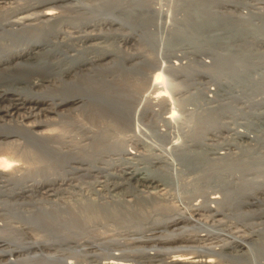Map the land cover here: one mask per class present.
I'll use <instances>...</instances> for the list:
<instances>
[{
	"label": "bare ground",
	"instance_id": "6f19581e",
	"mask_svg": "<svg viewBox=\"0 0 264 264\" xmlns=\"http://www.w3.org/2000/svg\"><path fill=\"white\" fill-rule=\"evenodd\" d=\"M135 2L110 0L106 8L95 14L90 13L91 9L82 0H0V264H24L27 257L20 261L18 256L32 250L39 251L38 258H48L43 249L71 247L68 245L71 243L88 249L93 258L97 253L94 251L103 247L111 261L103 259L102 264H131L135 258L138 262L161 264H248L245 260H252L255 253L264 257V242H259L264 239V0H191L182 12L187 18L186 24L181 20L185 34L184 29L168 25L170 22L163 20L162 12L151 4L144 2L145 5L137 6V3L133 7ZM144 26L153 28L149 35L141 31ZM125 29L131 32H124ZM204 31L208 38H204L205 46L200 52L205 51L210 61L206 64L204 60L206 66L201 68L208 71L209 79L202 82L206 75L196 76L191 86L184 89L185 92L194 89L190 97L183 98L185 107L178 105L179 102L173 104L191 110L192 122H188L194 125L189 127L186 123L188 130L180 127L176 130L171 113L159 117L171 123L170 131H163L164 126L156 122L145 125L141 118L148 109L137 108L134 98L138 89L150 82L147 68L153 64L152 58L149 59L152 54L148 53L147 57L142 52L144 47L132 54L127 51L128 54L126 47L146 43L158 53L165 36L171 32L197 39ZM252 58H257L254 61L259 62L258 68L252 66ZM127 62L131 63L126 65ZM208 80L210 84L205 92H197L198 86ZM73 113L87 119V126L77 123L84 135L82 140L90 142L87 151V145L83 149L72 141L67 143L68 140L63 144L71 149L61 151L55 144L65 142V136L52 134V129H48L56 122L54 117H70ZM185 116L179 118L185 122L190 117ZM112 125L136 134L118 137L122 144L118 141L115 147L108 144L113 147L111 150L98 146ZM137 130L142 132L139 134ZM53 156L61 157L66 175L43 178V170L36 172L42 168L33 164ZM94 173V182L89 184L103 203L93 196L94 199L78 205L82 207L80 213L65 207L64 219H60L61 215L56 214L60 211L55 209V212L53 207L45 211L48 202L45 210L36 208L35 215L24 216L18 210L17 215L21 214L23 222L29 224L25 231L20 229L22 239L28 240L14 243L15 238L10 236L13 230L5 225V215L11 214L14 205H24L25 197L37 198L41 194L54 202L56 199L53 201L52 197L63 186L73 183V176ZM125 185L127 190L123 189ZM114 190L117 191L111 194ZM181 198L186 204L181 206V212L180 209L177 213L167 212V219L165 216L161 219L166 214L162 211L161 218L148 219L153 209H169L174 207L169 200L178 202ZM240 207L248 210L241 211ZM21 211L24 212L23 208ZM116 217L130 224L136 219L138 228V221L147 217L140 223L139 238L130 236V243L125 241L133 250L127 248V243L112 246L113 240L100 237L98 242L81 241L69 233L75 227L84 228L92 219ZM207 220L212 223L209 225ZM30 224L49 233L50 239L36 240L37 236L31 239ZM226 238L230 239L227 242L230 246H225ZM223 245L230 251L221 248ZM133 251L136 253L130 254ZM185 251L191 255H184ZM175 252L179 254L169 255Z\"/></svg>",
	"mask_w": 264,
	"mask_h": 264
},
{
	"label": "rangeland",
	"instance_id": "374dc122",
	"mask_svg": "<svg viewBox=\"0 0 264 264\" xmlns=\"http://www.w3.org/2000/svg\"><path fill=\"white\" fill-rule=\"evenodd\" d=\"M83 1V3L84 4H86L90 9H91V12L90 13H95L96 14V11L97 10H103L104 8H106V6L108 5V3H109V1L110 0H82ZM141 0H137L136 2L133 0V2H135V4L133 5L132 4V6L133 7H135L136 6V4H137V6H143V5H145V3H149V4H151L154 8H155V10L156 11H158V12H162V17L164 18L163 20L164 21H167V23L168 22H170V23H168V25H170L173 29L174 28H176V27H180L181 29H184L183 27V23L184 24H186L185 23V20H187V18H185V15H183L182 16V12H183V10H184V8L189 4V2L191 1V0H142V3L140 2ZM140 2V3H139ZM145 2V3H144ZM144 3V4H143ZM206 3H208V1H206ZM203 5V4H202ZM93 10H95V12L93 11ZM90 13L88 14V15H90ZM97 14L99 15V13L97 12ZM87 15V16H88ZM168 16H170L169 18H168ZM176 18V19H175ZM181 18V19H180ZM173 19V20H172ZM179 19V20H178ZM172 22H171V21ZM181 20H182V22H181ZM184 20V21H183ZM174 21V22H173ZM177 21V22H176ZM180 22V23H179ZM186 22H188V21H186ZM176 23H179V25L178 24H176ZM134 26L136 25V24H133ZM183 26V27H182ZM137 27H139V26H137ZM145 28H143V27H141V31H143V33L144 32H146V34H148L149 32H152V31H149V30H152L153 28L152 27H146V26H144ZM146 28H148V29H146ZM184 31H185V29L183 30V33H184ZM124 32H131V30L130 29H125L124 30ZM154 32V31H153ZM185 33H186V31H185ZM184 33V34H185ZM150 34V33H149ZM148 34V35H149ZM182 34V33H181ZM145 38L147 37V35L145 36V34L143 35ZM208 35H206V32L204 31V34L203 35H201L199 38H197V39H189V38H187L186 36H183V35H177V32H175V33H173V32H171V33H169L168 35H166L165 36V42H164V44H162L161 45V47L162 48H160V51L161 52H158L157 53V51L153 48H151V47H149V45L148 44H144V46H143V44H140V45H133V46H128V47H126V53H128L129 54V52H130V54H132L133 52L135 53V51H137V50H140V51H142V49H143V47H144V49H143V51L142 52H144V54L145 53H147V54H145V55H147V57L150 55V54H152V55H150V58L149 59H151L150 61H153V64H151V65H149V67L147 68L148 70H147V72L149 71V73H150V82H149V84H147V85H144V86H142L141 87V89H138V93L136 92L135 94V98H134V100H135V103H134V105H136L137 106V108H142V106H144V107H147V112H146V114L144 115V116H142V118H141V120H142V122L146 125V124H148V123H157V125H159V126H161V127H163L164 126V128H162V130L164 131V130H166L167 129V131L169 130H172L171 129V127L170 126H168L169 124H171V123H173L172 125H175L174 127L176 128V130L180 127V128H183V130H184V128H185V130H188V124L190 125L189 127H192L194 124L193 123H190V122H192V119H191V121H190V118H191V116H192V114H190L189 112L191 111H187V110H185V108H183V109H181V106L183 107L184 105H183V102L182 101H184V97H185V99L186 98H188V97H190V95H189V93H192V92H194V89H191V90H189L188 92H185L184 91V89L185 88H187V87H190L191 86V84L193 83L192 82V80L196 77V76H198V75H201V76H207V78H206V76L204 77V78H201V80H202V82L203 81H205V80H207V79H209V77H208V71L205 69V70H202V68L204 69V67L206 66V65H204L202 62L205 60V63L207 64V63H209V61H210V59L206 56V54L204 53V52H200V50L202 49V48H204V43H205V39H207L208 37H207ZM144 38V39H145ZM205 38V39H204ZM147 45V46H146ZM136 47V48H135ZM147 47H148V50H147ZM137 48H139V49H137ZM150 49V50H149ZM153 50V51H152ZM127 51H129V52H127ZM156 51V52H155ZM154 54H153V53ZM200 52V53H199ZM148 53H150V54H148ZM178 54L179 55V57H180V59H178L177 58V56L175 57V54ZM221 53V52H220ZM152 56H154V57H152ZM157 57V58H156ZM257 60V58H252V66H254L255 68H258L259 66V62L258 61H254V60ZM155 62V63H154ZM131 62H127V64L126 65H128V64H130ZM250 63V62H249ZM250 63V64H251ZM258 63V64H257ZM254 64V65H253ZM153 65V66H152ZM235 64H233V66H234ZM200 67V69H197V68H199ZM233 66H231V67H233ZM176 67V68H175ZM202 67V68H201ZM234 67H236V66H234ZM262 69H264V68H262ZM261 69V70H262ZM234 70V69H233ZM115 75V74H114ZM157 76H158V78H157ZM109 78H111V76H109ZM112 78H114V77H112ZM157 79V80H156ZM121 80V78L118 80V81H120ZM158 81V83L156 82V81ZM115 81H117V80H115ZM155 81V83H153ZM210 81L208 80L205 84H202L201 86H198V88H199V90H197V92H205V88L207 87V86H209V83ZM157 83V84H156ZM121 84V83H120ZM151 84V85H150ZM153 84V85H152ZM155 84L157 85V86H155ZM185 85V87H183ZM152 86H155V87H152ZM158 87V88H157ZM173 87V88H172ZM180 88H182L181 90H180ZM173 89H175V90H173ZM181 91V92H179V93H177V92H175V91ZM160 91V94L158 93L157 95H155L157 92H159ZM172 92V93H171ZM174 92H175V94H174ZM162 94V95H161ZM143 96V97H141V96ZM157 96V97H156ZM158 96H159V98L161 99H158ZM155 97V98H154ZM172 97V98H171ZM157 99V100H156ZM171 99V100H170ZM133 100V101H134ZM164 100V101H163ZM176 100V101H175ZM177 102H179L178 103V105H181V106H178V105H174V106H176V107H174L173 106V104H176ZM167 103H169V104H167ZM166 104V105H165ZM3 105V104H2ZM172 105V106H171ZM172 107V108H171ZM185 107V106H184ZM180 108V109H179ZM188 108L189 109H191L192 108V106L190 105H188ZM179 110H183L182 111V113H181V111L180 112H178ZM140 111V110H139ZM139 111H138V113H139ZM184 112V113H183ZM169 113H171V114H169ZM176 113H177V115L179 114V113H181L183 116H185V113H187L186 114V116H190L189 118H188V120H184L185 122H183V119H180V118H182L183 116L182 115H176ZM168 114L169 115H171V117H172V119H171V123H166L163 119L161 120V118H163L164 116H168ZM173 114V115H172ZM76 115V116H75ZM159 115V116H158ZM174 115H176V116H174ZM68 116H70V117H67V115L66 116H64V118H62V117H54L55 118V123L53 124V125H51L50 127H48V129H52L51 130V133L53 134H56V132H57V134H60V135H64L65 137H64V141L65 142H62L61 144L60 143H57L56 142V144H55V146L56 147H58V148H60L61 149V151H63L64 150V152H65V150L66 149H71V147L70 146H64V144L66 145L67 143H69V141H72V142H74V143H76V145L77 146H80L81 148H83V149H86L85 151H87L89 148H90V145H87V144H89L90 142H88V140H82L83 139V137H84V135L82 134V131L77 127V123H78V126H79V122L82 124V125H84V124H86V126H87V119H86V117L85 116H83L82 114H80V113H73L72 114V116L71 115H68ZM74 116V117H73ZM79 118H78V117ZM186 116H185V118H186ZM72 117V118H71ZM137 117H139L140 118V115H138ZM156 117H158V118H156ZM159 117H161V118H159ZM174 117V118H173ZM193 117V116H192ZM181 120L180 122H179V120ZM76 119V120H75ZM82 119L83 120H85V121H83V123H82ZM107 119V118H106ZM160 119V120H159ZM78 120V121H77ZM177 120V121H176ZM69 121H71V122H69ZM174 121L175 122H177V123H174ZM188 121H190V122H188ZM73 122V123H72ZM85 122V123H84ZM162 122H163V124H162ZM166 124V126L168 127H166L165 126V124ZM185 123V124H184ZM186 123H188L187 125H186ZM180 124V126H178ZM182 124V125H181ZM184 124V125H183ZM193 124V125H192ZM85 126V125H84ZM185 126H187V127H185ZM74 127V128H73ZM65 128V129H64ZM118 128V129H117ZM122 129V130H121ZM78 130H80V131H78ZM127 131V132H126ZM76 132V133H75ZM137 132L140 134L142 131H140V130H137ZM75 133V134H74ZM131 134V133H134V134H136L135 132H132V131H128L127 129L125 130L124 128H120L118 125H116L115 127L112 125V128H111V131L107 134V137L106 138H103V139H105L104 141L102 140V142L101 143H99L98 144V146H102V147H105V146H107V150H111V148H113L112 146L114 145V147H115V145H117V141H118V137H124V135L126 134ZM118 134V135H117ZM122 134V135H121ZM108 139H109V141H108ZM66 140H68V142L66 141ZM116 141V142H114V141ZM111 141H112V143H111ZM67 142V143H66ZM78 142V143H77ZM64 143V144H63ZM80 143V144H79ZM103 143V144H102ZM105 143H107L106 145H104ZM114 143H116V144H114ZM118 143L119 144H122L120 141H118ZM59 144V145H58ZM70 144V143H69ZM102 144V145H101ZM108 144H111L112 146H108ZM87 145V146H86ZM64 148H62V147ZM84 146H86V148L84 147ZM163 146V145H162ZM165 146V145H164ZM56 158H54V156L52 157V159H51V157L49 158V157H47L48 159H41L39 162L37 161L36 163H38V164H33L34 165V167H41L42 169H40V170H37L36 172H41L42 170V174H43V178L45 177V178H47V177H60L59 175H61V176H63V174H64V171L66 170V168H65V166H63L65 163L60 159L61 157H57V156H55ZM58 158V160H56ZM50 159V160H49ZM43 164H42V163ZM46 162V163H45ZM48 162V163H47ZM50 163V164H49ZM40 164H42V165H40ZM49 167V168H47V166ZM49 164V165H48ZM57 164V165H56ZM25 165H28V164H25ZM45 165V166H44ZM29 166H32L30 163H29ZM53 166V167H52ZM58 166V167H57ZM64 167V169H63V167ZM33 167V166H32ZM55 169V170H53V169ZM48 169V170H47ZM60 169V170H59ZM54 171V172H53ZM173 170H171V172H172ZM41 173H39V174H41ZM60 173V174H59ZM47 174V175H46ZM49 174H50V176H49ZM57 175V176H56ZM64 175H66V174H64ZM94 175H95V173L94 174H92V175H83V176H80V177H78V176H73V178H74V181L72 180V182L73 183H71L69 186L68 185H66V186H63L62 188H61V192H60V190L58 191V195H56L55 197H52V199H53V201H54V199H56L54 202H51V201H47L49 198L48 197H46V195L45 194H41V196L40 195H38L37 196V198L36 197H29L30 198V200H28L29 198L28 197H25L24 198V202H26L24 205H21V206H18L17 207V204L16 205H14L15 207H13L14 209H13V211L11 210V214H7V215H5L6 216V219H5V225L6 226H8L7 228L8 229H10V230H13V231H10V233H11V237H12V239H14L15 240V242L14 243H17V241L18 240H23V241H25L26 239L28 240V238H25V239H22L23 237H24V235H23V233L21 232V230H24V228L26 227V225H29V224H27L26 223V221H24L23 222V216L22 215H24V216H26V215H35V214H37V209L36 208H39V209H46L45 207L47 206V209L45 210L46 212H49V211H51V209H52V207H53V209L52 210H54L55 212H56V210L58 211H60V212H56V214L58 213L59 215H61V217H60V219L62 218V219H64L66 216H67V214H65V212L63 211L64 209H65V207H66V209L68 208V207H71V209H73L72 211H74L75 213H76V210L78 211V213H80V210H81V206H78V205H82V204H85V203H87V201L89 200V199H94V197H95V199L94 200H96L97 202H100V203H103L104 201H102V199H100L98 196H96V195H94L93 194V191H92V187H90V186H92V185H90V184H92V181L94 182ZM67 176H70L69 174L67 175ZM82 177V178H81ZM85 177V178H84ZM97 177H98V175H97ZM39 179H41L42 178V176L41 177H38ZM261 178V177H260ZM260 178H257V180L259 179V181H261V179ZM90 179H91V181H90ZM83 180V181H82ZM78 181V182H77ZM263 181V180H262ZM85 183V184H83V183ZM236 182V181H235ZM87 183V184H86ZM90 183V184H89ZM76 184V185H75ZM77 185H79V186H77ZM85 185H87V186H85ZM83 189H82V188ZM86 187V188H85ZM128 186L127 185H125L124 187H123V189L124 190H127L126 188H127ZM63 188H64V190H63ZM82 189V190H80V189ZM88 188V189H87ZM91 188V189H90ZM123 189L121 190L122 192H123ZM63 190V191H62ZM67 190V191H66ZM69 190V191H68ZM89 190V191H88ZM118 190V191H117ZM117 190H114V191H110L111 192V194L112 193H114V192H120L119 191V189H117ZM81 191V192H80ZM85 191V192H84ZM63 192V193H62ZM75 192V193H74ZM90 192V193H89ZM80 193H82V194H80ZM60 195V196H59ZM63 195V196H62ZM86 195V196H85ZM88 195V196H87ZM58 196V197H57ZM72 196V197H71ZM74 196H78L77 198H74ZM80 196V197H79ZM94 196V197H93ZM41 197V198H40ZM60 197H62V198H60ZM64 197V198H63ZM68 197V198H67ZM93 197V198H92ZM97 197V198H96ZM110 197V196H109ZM109 197H106L105 199H107V201H109L110 200V198ZM46 198H47V200H46ZM60 198V199H59ZM70 198V200H68ZM72 198H74V199H72ZM168 198H171L170 196H168ZM45 199V200H44ZM61 199H63V201L61 200ZM26 200V201H25ZM59 200V201H58ZM74 200V201H73ZM76 200V201H75ZM80 200V201H79ZM83 200V202L82 203H79V202H81ZM180 200V199H179ZM30 201V202H29ZM56 201H57V203H56ZM65 201V202H64ZM170 202L169 203H174V207H171V208H169V209H166V210H161V209H153V211H151V210H149V212H150V214L149 215H147V217H148V219H150V216H151V220H152V218H158V216H159V218H161L162 216V218L161 219H164V216L166 217L165 219H167V217L169 216V214H171L172 212L173 213H177V211L179 212V209H180V212H181V206L183 207V206H185L186 204H184L185 203V200L183 199V198H181V200L180 201H178V202H176L177 200H175V201H171V200H169ZM42 202V203H41ZM48 204V205H45L46 203ZM78 202V203H77ZM180 202V203H179ZM31 203V204H30ZM52 203V204H51ZM59 203V204H58ZM67 203H70V205L69 204H67ZM73 203H76V204H73ZM168 203V204H169ZM65 204H67L66 206H65ZM73 204V205H72ZM177 204V205H176ZM182 204V205H181ZM30 205V206H29ZM33 205H35V206H33ZM43 205V206H42ZM44 205H45V207H44ZM52 205V206H51ZM64 205V206H63ZM40 206V207H39ZM42 206V207H41ZM60 206V207H59ZM62 206V207H61ZM74 208H76V209H74ZM48 207L50 208L49 210H48ZM58 207L60 208V209H58ZM79 207H80V209H79ZM177 207H178V209H177ZM18 208V209H17ZM20 208V209H19ZM23 208V211L24 212H22L21 211V209ZM61 208H63V209H61ZM78 208V209H77ZM241 209V211H242V209L243 210H245V209H247L248 210V208H245V207H240ZM17 209V210H16ZM56 209V210H55ZM177 209V210H176ZM15 210V211H14ZM18 210H20V213L22 214H18L17 215V212L19 213V211ZM29 210V211H28ZM156 210V211H155ZM176 210V211H175ZM246 210V211H247ZM25 211H26V213H25ZM44 211V212H45ZM162 211H163V213H165L166 212V214H164V215H162L163 213H162ZM171 211V212H170ZM12 212H16V213H12ZM30 214H29V213ZM167 212L169 213V214H167ZM158 213H160V215L158 214ZM81 214H85V216L87 215V213L86 212H81ZM155 214H157V216H155ZM15 215V216H14ZM162 215V216H161ZM13 216V217H12ZM152 216H154V217H152ZM161 216V217H160ZM11 217V218H10ZM147 217L146 218H144V220L142 221L140 218V220L138 221L139 222V224H138V226H139V228L137 227V224H135V221H136V219L134 220H131V223H133V224H130V221L129 222H127V221H125V219L123 220V218H119V217H116V219L117 220H119V221H122V223L121 222H119V221H117L115 218L114 219H111L110 218V220L109 219H97V220H100V222L99 221H97L96 219H92V221L90 220V221H88V222H90V225H89V223L88 222H86L84 225H85V227L87 228L88 227V230L84 227L83 228V226H81L82 228H83V230H82V228L81 227H79V228H81V230H79V228L78 227H75L74 228V230H72V231H69V233L71 234V232H72V236L74 237V238H76L77 236V238L76 239H81V241L82 240H88V241H94V242H98V241H100L101 239L102 240H106L107 241V239L109 240V242L110 241H112L113 240V242H110V244L113 246V245H117V244H120L121 243V245L122 244H125V243H127V245L130 243V236H133L134 238H135V236L137 237V238H139L138 236H140L141 235V229H142V227H141V225H140V223L141 222H145L146 220H147ZM14 220H13V219ZM17 218H19V219H17ZM232 218V217H231ZM8 219V220H7ZM18 221H17V220ZM146 219V220H145ZM226 218H224V220H225ZM9 222V223H7V221ZM10 220V221H9ZM13 220V221H12ZM103 220V221H102ZM17 221V222H16ZM104 221H106V223L104 222ZM204 221V220H203ZM92 222H94L93 224H92ZM96 222V223H95ZM98 222V223H97ZM102 222V223H101ZM118 222L119 223H121V225H119L118 224ZM126 223V227H125V223ZM207 222H208V224L210 225V223H212L211 221H208L207 220ZM114 223V224H113ZM23 224V225H22ZM86 224H88V225H86ZM97 224V225H96ZM100 224V225H99ZM102 224H104V226L102 225ZM110 226H109V225ZM13 225V226H12ZM15 225H17V226H15ZM31 226H29L30 228L32 227V228H35V230L36 231H34V229H30L31 230V232L32 231H34V233L32 232V234H31V232H29L30 234H28V236L29 237H31V236H33V237H31V239H33V240H35V237L36 238H38V239H36V240H39V238H42V239H50L49 237L47 238V236H49V233H47V232H45L44 230H42V228L40 229V227H38V225H36V227H35V224H30ZM101 225H102V227H101ZM109 227H108V226ZM135 225V226H134ZM6 226H5V228H6ZM77 226V225H76ZM98 226V227H97ZM106 226L108 227V228H106ZM113 226H114V228H113ZM21 227V228H20ZM92 229H91V228ZM101 227V228H100ZM115 227H116V229H115ZM135 227V228H134ZM137 227V228H136ZM6 228V229H7ZM19 228V229H18ZM110 228L111 229H113V231H111L110 230ZM117 228H121L120 230L119 229H117ZM220 228H226L225 226L224 227H220ZM21 229V230H20ZM40 229V230H39ZM76 229H78V231L76 230ZM97 231H96V230ZM114 229H115V231H114ZM125 229V230H124ZM132 231H131V230ZM133 229H135V230H133ZM94 230V231H93ZM129 230V231H128ZM25 231V230H24ZM42 231V232H41ZM84 232V234H83V232ZM86 231V232H85ZM88 231H90V232H92V233H88ZM101 233H100V232ZM105 231V232H104ZM126 231H127V233H126ZM13 232V233H12ZM78 232V233H77ZM80 232H82V233H80ZM111 232H112V234H111ZM123 232V233H122ZM130 232V233H129ZM139 232V233H138ZM112 235H110V234ZM121 233V234H120ZM241 233V232H240ZM15 234V235H14ZM34 234V235H33ZM74 234V235H73ZM80 234H82V235H85V236H82V235H80ZM87 234V235H86ZM89 234V235H88ZM116 234V235H115ZM127 234H129V235H127ZM21 235V236H20ZM105 235V236H104ZM41 236V237H40ZM81 236V237H80ZM86 236H87V239H86ZM90 236V238H88ZM92 236V237H91ZM114 236V237H113ZM126 238H124V237ZM10 237V238H11ZM46 237V238H45ZM101 239H100V238ZM109 237H111V238H109ZM120 237V239H118ZM122 237V238H121ZM132 237V238H133ZM20 238V239H19ZM94 238H96V239H94ZM98 238V239H97ZM120 240L119 242H118V240ZM124 238V239H123ZM131 238V239H132ZM133 238V239H134ZM256 238V237H255ZM111 239V240H110ZM96 240V241H95ZM126 240H128L129 241V243H128V241L127 242H125ZM260 240V239H259ZM51 241V240H50ZM105 241V242H106ZM117 242V243H115V242ZM122 241V242H121ZM225 241H226V243L228 242V241H230V239L229 238H226L225 239ZM264 242V239H262V240H260L259 242ZM261 242V243H262ZM114 243V244H113ZM225 243V242H224ZM229 243V242H228ZM225 244V246H227V245H229V244ZM213 245L214 244H216L215 242L214 243H212ZM68 245H71V247L69 246V247H66L65 245H63L61 248H60V246L58 247V246H55L54 247V249L52 248V249H43L44 250V253H45V256H47L48 258H38L39 257V251H37V250H32V251H30V252H26V253H23L22 255H20V256H18V260H24L26 257H27V259H25L24 260V264H27L28 262L30 263V264H67V262H68V264H72V262H73V264H76V263H79V262H81V263H79V264H102L104 261L106 262V260L107 261H111V256L109 255V252L107 251V252H105L106 250L105 249H103V247L100 249V248H97V250L99 251H94V252H97V253H95V255L94 256H96V257H91L90 256V252H89V250L88 249H85V248H81V247H79V246H74L72 243L71 244H68ZM67 245V246H68ZM131 244H129L128 245V247L127 248H130L131 250H133L134 249V247L133 246H130ZM218 245H221V243L219 244L218 243ZM224 246V245H223ZM221 247V248H225V246L224 247ZM230 246V245H229ZM59 248V249H58ZM63 248V249H62ZM67 248H69V249H67ZM70 248H74V249H70ZM77 250H76V249ZM80 250V252H79V250ZM129 249V250H130ZM226 250H229L230 251V249H227V248H225ZM46 250V251H45ZM53 250H55V251H53ZM57 250H59L60 251V253H59V251L58 252H56ZM73 250V251H72ZM76 250V251H75ZM83 250V251H82ZM120 250H123V247H121L120 248ZM77 251H78V253H77ZM82 251V252H81ZM102 251V252H101ZM33 252H34V255H33ZM48 252V253H47ZM52 252V253H51ZM56 252V253H55ZM66 252V253H65ZM67 252H69V253H67ZM71 252V253H70ZM73 252V253H72ZM76 252V253H75ZM85 252V253H84ZM105 252V253H104ZM29 253V254H28ZM32 255H31V254ZM35 253L36 254H38V255H36V257H35ZM49 253H51V254H49ZM59 255H58V254ZM65 253V254H64ZM82 253V254H81ZM136 252L135 251H133V252H131L130 254H135ZM182 253H183V251H182ZM188 252H186L185 251V253H184V255H187V256H189V255H191L190 253H188ZM48 254L49 255H51L50 256V258H49V256H48ZM55 254V255H54ZM71 256V254H72V256L70 257L69 255ZM81 254V255H80ZM89 254V255H88ZM100 254H102V255H100ZM172 254H174V255H176V254H179V252H175V253H171V254H169V255H172ZM240 254V253H239ZM31 255V256H30ZM52 255H54V256H52ZM58 255V256H57ZM64 255H66V256H63ZM74 255V256H73ZM105 255V256H104ZM180 255H183V254H181L180 253ZM257 255H259V253H255V255H254V258H252V260H245L246 262L248 261V264H254L253 262H255V264L257 263V264H262L263 263V261H264V257H262L261 255H259V258H258V256ZM23 256V257H22ZM34 256V257H33ZM82 256V257H81ZM104 256V257H103ZM56 257V258H55ZM59 257V258H58ZM65 257H67L68 258V260H67V258H65ZM83 257H85V258H83ZM101 257H103V258H101ZM256 257V258H255ZM81 258V259H80ZM51 261H50V260ZM54 259V260H53ZM59 259H61V260H59ZM73 259H75V260H73ZM78 259V260H77ZM91 259V260H90ZM104 259V261H102ZM129 259H131V258H129ZM258 259H259V261H261L262 260V263L261 262H259L258 261ZM59 260V261H58ZM64 262H63V261ZM65 260H66V262H65ZM73 260V261H72ZM81 260V261H80ZM84 260H86V261H84ZM89 260V261H88ZM93 260V261H92ZM31 261V262H30ZM78 261V262H77ZM82 261H83V263H82ZM134 262L132 263V261L130 262V260L128 261V262H126V263H131V264H159L157 261H154V263H149V262H147V261H140V262H138V260H137V258H135V260H133ZM244 261V262H245ZM33 262V263H32ZM21 264V263H20ZM161 264V263H160ZM233 264V263H232Z\"/></svg>",
	"mask_w": 264,
	"mask_h": 264
}]
</instances>
